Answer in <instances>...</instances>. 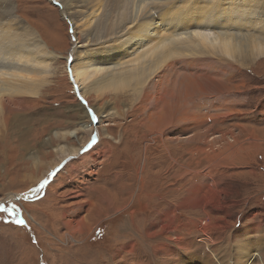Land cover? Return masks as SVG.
Masks as SVG:
<instances>
[{"label": "rangeland", "instance_id": "374dc122", "mask_svg": "<svg viewBox=\"0 0 264 264\" xmlns=\"http://www.w3.org/2000/svg\"><path fill=\"white\" fill-rule=\"evenodd\" d=\"M10 1L57 59L0 141V264H201L264 230V62L180 61L177 108L154 93L85 101L68 71L81 35L49 0ZM93 108L115 114L82 119Z\"/></svg>", "mask_w": 264, "mask_h": 264}, {"label": "bare ground", "instance_id": "6f19581e", "mask_svg": "<svg viewBox=\"0 0 264 264\" xmlns=\"http://www.w3.org/2000/svg\"><path fill=\"white\" fill-rule=\"evenodd\" d=\"M49 1L58 5L59 12L72 24L75 37L81 35L84 45L73 47L68 71L85 101L129 94L138 103L152 99L150 93H154L157 107L169 104L177 108L180 94L175 90L180 83H174L180 61L198 69L202 67L199 62L196 65L197 61L207 59L241 68L264 62V0ZM56 59L34 27L16 14L12 2L0 0V141L6 139L5 131L22 112V101L40 97L47 82L44 76L52 74L48 71ZM194 74V78L213 80ZM216 87L225 89L224 85ZM92 110L98 121L115 114L103 116L101 109ZM82 119L91 121L88 115ZM83 128L89 130L88 125ZM79 150L55 149L70 158L78 157ZM35 193L11 195L8 201L32 198ZM263 231L255 229L250 236L247 229H242L240 236H244H234L230 251L213 255L209 248L213 258L204 257L201 264H256L261 256L257 248L264 247ZM250 238L257 242L249 245ZM194 258L191 255L187 263Z\"/></svg>", "mask_w": 264, "mask_h": 264}, {"label": "snow or ice", "instance_id": "6c2138e0", "mask_svg": "<svg viewBox=\"0 0 264 264\" xmlns=\"http://www.w3.org/2000/svg\"><path fill=\"white\" fill-rule=\"evenodd\" d=\"M96 119L97 118L95 117V115H91V122L95 123ZM95 142H96V137H95V135H93V137L91 138V142L89 144V147H91ZM55 174H56L55 171H53V172L49 173V176H54ZM47 182H48L47 179H45L44 181L41 182L40 186L37 189H34L33 191L41 190L47 184ZM19 223L22 225L24 223V221L20 220Z\"/></svg>", "mask_w": 264, "mask_h": 264}]
</instances>
